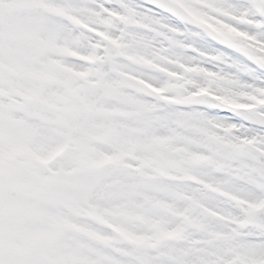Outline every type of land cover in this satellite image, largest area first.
Segmentation results:
<instances>
[{"label": "snow or ice", "instance_id": "6c2138e0", "mask_svg": "<svg viewBox=\"0 0 264 264\" xmlns=\"http://www.w3.org/2000/svg\"><path fill=\"white\" fill-rule=\"evenodd\" d=\"M0 264H264V0H0Z\"/></svg>", "mask_w": 264, "mask_h": 264}, {"label": "bare ground", "instance_id": "6f19581e", "mask_svg": "<svg viewBox=\"0 0 264 264\" xmlns=\"http://www.w3.org/2000/svg\"><path fill=\"white\" fill-rule=\"evenodd\" d=\"M189 40H190V42L191 41H195L196 43H197V45H199V44H201V43H203V41L200 39V37H194V36H191L190 38H189ZM191 55H192V53H191ZM230 70H232V71H236V69H231V68H229Z\"/></svg>", "mask_w": 264, "mask_h": 264}, {"label": "rangeland", "instance_id": "374dc122", "mask_svg": "<svg viewBox=\"0 0 264 264\" xmlns=\"http://www.w3.org/2000/svg\"><path fill=\"white\" fill-rule=\"evenodd\" d=\"M138 3H140L139 1H137ZM180 27H183V25H179ZM192 31H197V29H192ZM190 38V37H189ZM190 41V40H189ZM219 47H221V49H222V46H219ZM189 55H191V53H189ZM221 67H226L225 65H221ZM226 70L227 71H232V70H230L229 68H226ZM232 72H234V71H232ZM242 78L243 79H249V77L248 76H243L242 75ZM213 112H215L216 110H212Z\"/></svg>", "mask_w": 264, "mask_h": 264}]
</instances>
